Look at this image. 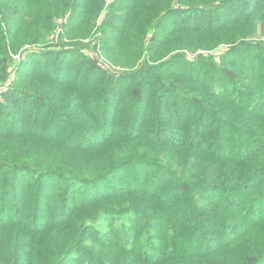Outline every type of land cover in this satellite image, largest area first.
<instances>
[{"label": "trees", "instance_id": "16d2710c", "mask_svg": "<svg viewBox=\"0 0 264 264\" xmlns=\"http://www.w3.org/2000/svg\"><path fill=\"white\" fill-rule=\"evenodd\" d=\"M81 2L0 1V264H264V103L223 90L216 74L239 79L228 65L199 76L142 58L162 34L196 45L224 23L263 25L264 0ZM56 20L63 41L48 45ZM93 30L130 72L84 52ZM39 43L25 54L83 53L75 69L15 59ZM140 164L156 168L152 189L100 191ZM100 217L116 222L101 233Z\"/></svg>", "mask_w": 264, "mask_h": 264}, {"label": "rangeland", "instance_id": "374dc122", "mask_svg": "<svg viewBox=\"0 0 264 264\" xmlns=\"http://www.w3.org/2000/svg\"><path fill=\"white\" fill-rule=\"evenodd\" d=\"M84 1L85 0H82L80 7L84 4ZM113 4H115L114 0H106L105 6L109 7ZM182 15L183 14L175 13L170 15V19L178 17V20L180 21L183 17ZM66 17H69V14ZM55 22L57 27L47 37L48 45H57V43L59 44L63 41V38L61 39V29L59 27L61 20H56ZM252 26H254L252 23L248 25L224 23V27H217L215 31H209L206 32V34L201 31L200 42L196 45L191 43L188 45L190 39L188 40L185 33H176L173 37H169L168 34H162L161 37L167 40L168 43L165 46L161 44L157 51H155V49L152 51L146 50L142 58L144 57L147 59L148 65L153 67H165L168 72H173V70L184 72L193 69L194 73H197L199 76L213 73L218 65H228L234 69L236 74L239 75L238 80L227 78L219 74H216L213 78L220 83L221 87L223 90L227 91L228 95L234 96L242 103H247L248 106L257 109L250 102L251 100H255L260 103H264V98H261V95H264V91L262 88L258 87L259 83L257 82V79L264 77V24L260 25L258 23L255 25L256 27L254 29ZM96 36L97 33L93 30L92 34L84 39V43L87 44V50L84 52L88 55L95 53V57L98 58V63L102 67L111 71L130 72L131 69H122L120 67L112 66L111 61L107 58L103 51L100 49L98 50V48H94L95 44L97 45L96 47H99ZM253 43H258V45L252 47L251 45H253ZM237 45H240L239 47H241V51L232 52L231 48L236 47ZM41 47L42 44L40 43L24 45L22 47V55L19 57L17 56L15 59L18 62L20 59L31 61L37 66V69H39L40 65L46 61H49L53 65L60 64V68H65L69 65V68L67 69H75L77 62L81 59V54L83 53H72L69 56H29L28 54H25V51L27 50L34 51ZM154 54H157L156 58L153 57ZM258 54L261 56L259 57ZM253 55H255L254 61L251 59ZM232 63H235V66ZM201 68L202 70H200ZM251 70L254 73H252ZM12 77H14V75H12ZM129 79V77L124 76L122 84L125 86ZM180 102L181 99L179 98L173 100L174 105H178ZM262 109H264V107H262ZM41 129H44V127H41ZM73 135L79 139H83L84 137L79 134ZM125 174H130L132 177L128 178ZM157 174L156 168L152 165L140 164L136 168L133 166H124L112 173L107 180L101 183L100 191H105L108 188H111V186L112 188L119 187V189H121V187L122 189L126 188L127 184L125 185L124 183H128L133 186L143 183V186L145 187L143 188L149 190L153 188V183ZM88 187L90 192L94 191L96 188L92 185H89ZM263 206L264 205L260 203L256 204L257 209L255 211L257 214L262 212L261 210L264 209ZM12 215L13 209L11 216ZM123 215L125 218L130 217L129 214ZM98 219L99 222L96 228L99 229L101 233H104L107 230L109 224L116 222L115 219L111 222L105 221L102 217ZM129 221H131V219ZM127 222L128 221L126 220V223ZM199 239L200 238H197V241H199ZM72 253L79 254L82 252L80 249H76Z\"/></svg>", "mask_w": 264, "mask_h": 264}]
</instances>
